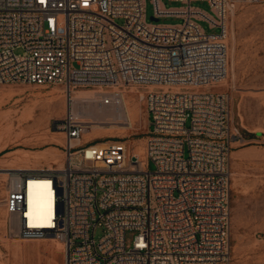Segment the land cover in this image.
<instances>
[{"label": "built area", "instance_id": "obj_1", "mask_svg": "<svg viewBox=\"0 0 264 264\" xmlns=\"http://www.w3.org/2000/svg\"><path fill=\"white\" fill-rule=\"evenodd\" d=\"M151 1L158 21L145 0H0V85H56L67 100L63 168L9 171L12 234L63 242L66 264H232L230 97L213 89L229 77L231 16L259 0ZM130 87L145 89L142 158L122 138L85 142L74 110L77 91L115 106ZM32 178L49 183L46 226L30 224Z\"/></svg>", "mask_w": 264, "mask_h": 264}, {"label": "rangeland", "instance_id": "obj_2", "mask_svg": "<svg viewBox=\"0 0 264 264\" xmlns=\"http://www.w3.org/2000/svg\"><path fill=\"white\" fill-rule=\"evenodd\" d=\"M145 3L147 21L152 22V1L145 0ZM162 3L166 8L182 6L170 0H162ZM192 6L213 13L208 2L194 1ZM183 22L174 17L160 20L166 25ZM201 25L208 33L220 32L219 28L210 30L205 22ZM228 26L229 77L213 91L230 97L232 264H264V0L237 7ZM130 91L136 99L125 115L128 124H102L96 130L88 129L83 139L92 143L122 138L135 148V154L141 151L142 158L150 130L146 102L139 97L145 89L130 87L125 93ZM54 94L59 97L51 106L44 104ZM66 111L67 100L60 86L0 85V123L3 127L7 125L4 114H9L15 123L10 136L0 139V264H66L67 250L63 242L55 238L35 242L14 236L5 205L10 170L26 169L47 161L54 168L64 164V135L57 126ZM149 170H155L152 163ZM101 235L102 231L98 230L96 237ZM134 235L128 234V242ZM35 243L40 244L37 251L24 249L23 254H18L13 250V244ZM50 244L57 246V256L47 248Z\"/></svg>", "mask_w": 264, "mask_h": 264}, {"label": "bare ground", "instance_id": "obj_3", "mask_svg": "<svg viewBox=\"0 0 264 264\" xmlns=\"http://www.w3.org/2000/svg\"><path fill=\"white\" fill-rule=\"evenodd\" d=\"M128 93L123 94V101L120 105L106 106L102 103V96L93 90H80L75 94V112L83 118L89 126V130L93 131L100 127L102 124H122L127 125L128 122L125 119L126 113L130 111L131 106L135 103V97ZM57 94L52 95L44 104L51 106V104L58 98ZM140 99L144 97V93L139 95ZM127 113V114H128ZM4 118L7 120V125L3 127L0 123V139L8 138L14 130L15 123L11 119L9 114H4ZM59 142L62 144V135H60ZM143 153L139 150L136 151V155L140 156ZM63 168V163L59 165V169ZM19 169V168H18ZM28 216L30 224L46 226L50 224L52 217V197L49 192V183L45 180H30L28 185ZM47 239V238H46ZM37 241V240H30ZM40 248V244H27L21 246L20 244H13V250L15 253L23 254L24 249H33L37 251ZM51 252L57 256L58 249L54 244L47 246ZM59 248V247H58ZM67 250L66 246L64 247ZM11 249V248H10ZM16 259V258H15Z\"/></svg>", "mask_w": 264, "mask_h": 264}, {"label": "crops", "instance_id": "obj_4", "mask_svg": "<svg viewBox=\"0 0 264 264\" xmlns=\"http://www.w3.org/2000/svg\"><path fill=\"white\" fill-rule=\"evenodd\" d=\"M59 168H54L51 165L50 161L45 162L44 164H35L32 167L26 168V170L40 171V170H57Z\"/></svg>", "mask_w": 264, "mask_h": 264}, {"label": "water", "instance_id": "obj_5", "mask_svg": "<svg viewBox=\"0 0 264 264\" xmlns=\"http://www.w3.org/2000/svg\"><path fill=\"white\" fill-rule=\"evenodd\" d=\"M152 20H154V21H158L157 19H155V18H151Z\"/></svg>", "mask_w": 264, "mask_h": 264}]
</instances>
